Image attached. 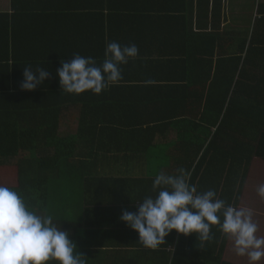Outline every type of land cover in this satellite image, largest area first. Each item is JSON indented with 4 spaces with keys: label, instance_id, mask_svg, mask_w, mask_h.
<instances>
[{
    "label": "trees",
    "instance_id": "obj_1",
    "mask_svg": "<svg viewBox=\"0 0 264 264\" xmlns=\"http://www.w3.org/2000/svg\"><path fill=\"white\" fill-rule=\"evenodd\" d=\"M45 1L12 0L15 13L9 20L0 13V185L18 191L38 213L52 216L58 227L70 233L77 244L76 251L84 255L85 264H109L95 260L93 246H120L84 243L87 236L138 239V233L122 222L120 216L124 210L135 212L136 204L145 196L154 195L153 179L161 171L175 174L183 168L191 173L190 182L199 192L214 190L218 198L230 205L237 204L253 158H264V2L257 4L254 23L245 34L225 29L224 33L199 35L196 53L190 45L189 49L166 53L167 59L156 62V66H165L188 79L187 97L167 95L164 104L179 106L181 99L189 103L192 115L179 123L181 129L173 142L166 132H145L146 142L138 151H143L146 157L151 153V157L141 162L142 165H134L130 174L114 175L109 170L118 164L107 163L110 159L107 153L104 155L108 158H100L103 153L79 149L86 145L80 144L81 140L95 143V137L110 132L102 128L96 133L95 126L89 129L83 121L76 132H66L63 128L64 112L90 97L91 91L79 95L66 93L56 74L62 66L61 60L70 62L76 54L96 56L99 52L75 51L74 46L81 48L79 44L65 53L49 51L39 45L44 38H38L48 28L51 35L55 24L62 27L60 22L65 18L76 30L73 40L60 41L61 50L65 44L93 40L99 29L92 16L99 12L100 0H60L58 4ZM188 1L184 6L197 4L202 11L211 10L215 21L226 20L224 0ZM111 2L116 7L115 15L121 16L125 7L131 9V29H137L141 39L147 28L165 27L172 31L169 38L184 40L185 36L174 34L181 28V21L173 15V0ZM28 8L33 12L38 10L33 17H42L43 23L29 32L31 39L15 38L16 28L29 20L25 18ZM207 44L211 45L209 50ZM29 66L50 72L44 84L34 91L21 88L23 68ZM194 66L197 77L192 79ZM201 75L203 83L196 84ZM213 177L214 183L208 182ZM211 231L214 241L217 236L225 240L218 226H213ZM167 237H171L173 245L178 237L172 264H187V257L193 264L191 255L202 260L198 264H232L222 261L220 255L215 256L210 240L204 243L195 234L185 236L175 230ZM122 243L125 249H115L111 264H131V242ZM134 246L137 261L146 250L138 241ZM99 250L104 257L112 252Z\"/></svg>",
    "mask_w": 264,
    "mask_h": 264
},
{
    "label": "crops",
    "instance_id": "obj_2",
    "mask_svg": "<svg viewBox=\"0 0 264 264\" xmlns=\"http://www.w3.org/2000/svg\"><path fill=\"white\" fill-rule=\"evenodd\" d=\"M52 1L53 4L62 2L60 0ZM245 1L224 0L225 8L223 15L226 20L215 21L212 18L211 10H208V12L202 11L197 4L192 6V3L184 6L186 2H189L188 0H173L172 8L175 10L173 11V15L178 16L181 21V28L174 32V34L182 37L185 36L182 41L169 38L173 36L172 31L170 32L165 27H149L143 33L144 39H141V34L137 32V29H131V9L125 7L121 16L115 15L113 12H115L116 7H114L111 0H100L97 6L99 12L94 13L92 16L95 18L94 25L99 29L93 35L96 37L93 40L65 44L61 50L59 46L61 44L60 41L73 40L76 30V26L69 24V21L65 18L60 22L62 27L56 24L52 27L53 33L51 35L49 28L46 33H40L38 38H44L39 44L40 47L46 48L49 51L57 50V52L65 53L72 49L71 46H74V44H79L81 48L74 46L75 51L99 52L100 55H90L97 60L98 64L103 62L107 42L115 41L122 46L135 44L139 49V55L136 58L129 59L127 64L121 65L123 79L120 82L110 84L101 94L88 93L90 97L83 98L78 105H72L70 109L64 112V131L76 132L80 121H83L86 125H89V129H93V126H95L94 131L96 133L101 132L102 128L106 132H110L111 134H103L101 138L99 136L95 137V143L89 140L82 142L81 140L80 144H86L87 146L82 145L79 149H92L95 152L103 153V155H100V158L104 157V154L107 153L106 155L110 158L107 163L118 164L117 167H115L116 165L114 167L113 165L111 166L110 173L118 175L127 172L130 174L134 165L146 162L151 157V153L146 157L143 151H138L146 142L144 138L145 132L151 130H156L160 133L166 132L167 135H170L169 140L173 142L177 136L176 133L181 129L179 123H183L182 120L187 119L188 115L193 112V110H189V103L185 104L181 100L187 97L188 91L185 85L188 84V79L184 75H177L176 71L166 69L165 66H156V62L167 59L166 53H175L186 48L189 49L190 45L192 52L196 53L195 44L199 35H206L216 31L223 32L225 29L245 34L247 27L252 22L254 23V10L257 4L264 2V0H250L252 3L250 9L247 8L249 5L244 8L243 3ZM179 4L182 7L178 6ZM35 12L31 11L30 8L27 9L25 13L27 17L25 18H29V20L26 21L25 25L22 24L16 28L15 38L25 39L26 36L30 38L29 32L43 23L42 17H33ZM251 12L253 13L251 14ZM0 13L6 15L5 18L9 20V16L15 13L12 0H0ZM30 15L32 17H28ZM112 16L115 17V20L112 19ZM167 18L169 17L167 16ZM111 25L113 26L112 28L110 27ZM62 29L68 30L62 32ZM47 33L49 34L45 37L44 35ZM188 36L190 37L189 40H191L190 43L187 40ZM224 46L228 47V44ZM78 48L81 50H76ZM210 48L211 45L207 44L206 49L209 50ZM85 56H88V54ZM195 72L196 66H194V71H192V79L197 77L194 76ZM202 81L201 75L196 84L200 85V83H203ZM167 95H175V97L181 98L179 99L181 104L179 106H175L174 104L165 105L163 101ZM79 149H77V153ZM164 152H166V147ZM81 154L85 153L81 151ZM94 155L97 157L98 154L94 153ZM145 176L143 175V177ZM88 177H91V175H88ZM214 180L213 177L208 182L214 183ZM259 184H264V158L254 157L243 184L240 199L237 204L232 206L239 209L251 210L253 220L259 227L258 235L264 237V198L259 197L256 192ZM137 238L129 241L120 236L118 238L111 237L109 240L107 237L90 235L85 238L84 243L88 241L89 243L120 245L118 248H98L97 245L93 246V251L95 252L92 256L95 260H104L109 262V264L113 263L112 253H114L115 249H125L122 242H131V264H172L174 262L178 237L175 239L174 245L170 243L172 242L171 237H166L165 243L156 249L144 247L146 251L136 261L135 251L137 248L134 245L136 241L139 242V236ZM211 240L209 246L214 251L215 256L220 255L222 261L232 264H249L246 256L241 257L235 253L233 242L227 237L225 240L224 238L221 240L217 236L216 241ZM200 248L203 249L204 246L201 245ZM99 249L112 252H107L110 254L108 257H104ZM191 258L194 260L193 264H198L202 261L192 255ZM186 259L188 260L187 264H190L191 260L188 257ZM180 264L184 263L180 262ZM260 264H264V260H261Z\"/></svg>",
    "mask_w": 264,
    "mask_h": 264
},
{
    "label": "clouds",
    "instance_id": "obj_3",
    "mask_svg": "<svg viewBox=\"0 0 264 264\" xmlns=\"http://www.w3.org/2000/svg\"><path fill=\"white\" fill-rule=\"evenodd\" d=\"M139 55L135 44L107 42L102 63L91 56L74 55L70 62L61 60L56 74L61 89L69 94L91 91L101 94L110 84L123 79L121 65ZM21 88L34 91L43 85L50 72L42 67L23 68ZM191 173L183 168L175 174L159 172L153 179L152 192L136 204L137 210H124L120 220L138 233L139 243L156 249L175 230L195 234L201 242L213 239L212 227L233 242L235 253L247 257L249 264L264 260V237L251 210L239 209L217 197L214 190L199 192L190 182ZM264 198V184L256 188ZM70 233L58 227L50 215L33 209L18 191L0 185V264H85L76 251Z\"/></svg>",
    "mask_w": 264,
    "mask_h": 264
},
{
    "label": "rangeland",
    "instance_id": "obj_4",
    "mask_svg": "<svg viewBox=\"0 0 264 264\" xmlns=\"http://www.w3.org/2000/svg\"><path fill=\"white\" fill-rule=\"evenodd\" d=\"M243 5H244V8H245L247 5H249V6L251 7L252 3H251L250 0H246L245 3H243ZM250 7H247V8L250 9ZM256 10H257V8H256Z\"/></svg>",
    "mask_w": 264,
    "mask_h": 264
}]
</instances>
